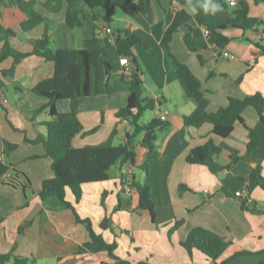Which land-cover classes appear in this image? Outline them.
<instances>
[{
  "label": "crops",
  "instance_id": "0c3cea01",
  "mask_svg": "<svg viewBox=\"0 0 264 264\" xmlns=\"http://www.w3.org/2000/svg\"><path fill=\"white\" fill-rule=\"evenodd\" d=\"M50 1L37 0L36 4V10L51 21L48 32L44 25L24 32L9 14L15 7L1 3L0 26L14 29L17 35L9 42L21 53H31V42L45 34L53 50H88L90 95L79 101L77 112L83 132L73 145L117 146L134 132L129 120L117 117L128 105L131 81L120 64L123 56L116 45L123 30L148 45V49L133 50L143 75V96L157 103L155 110L143 115L142 122L147 124L168 112L164 121L167 126L158 132L153 152L140 144L144 134L139 135L132 142L137 154L135 164L118 165L109 172L108 181L84 185L80 202L67 189L65 200L75 210L55 197L43 200L39 196L42 186L55 174L43 144L34 142L39 134L47 135L43 123L48 115L43 113L31 121V112L45 104L33 89L54 76L55 65L31 55L18 65L14 78L5 79L2 73L11 69L14 61L9 58L1 63L0 80L6 87L0 91V157L3 163L26 175L32 188L24 191L0 178V254L13 253L34 264H65L74 258V264H116L107 252L76 257L79 248L90 241L88 227L77 221L79 217L89 219L93 230L107 243L117 244V258L132 264H262L264 190L258 187L248 193L247 180L258 166L264 177V124L255 109L247 108L243 113L245 125L237 123L226 139L215 137L209 124L187 127L184 119L197 104L186 97L162 40L168 30L175 31L171 52L201 80L210 101L208 112L215 113L227 107L230 98L243 99L256 93L264 96V55L257 47L264 45V29L244 32L228 28L223 37L211 43L207 28L180 0H129L130 5L117 6L109 25L99 13L86 11L83 27L70 29L66 25L67 3L62 4L59 13H53L43 7ZM200 1L220 20L232 16L236 9L225 0ZM241 1L248 5L250 17L264 21L263 1ZM107 26L112 33L106 32ZM187 36L197 52L188 49ZM2 46L0 42V51ZM226 52L235 58H225ZM132 59L133 70L136 63ZM57 107L59 112L68 113L71 101H60ZM248 128L255 130L261 140L252 152L248 151ZM210 139L222 148L221 154L207 165L190 164L189 153ZM134 181L150 185L154 217L138 210L140 196L131 185ZM237 192L243 196L236 197ZM243 201L246 209L242 208ZM179 222L182 224L177 227ZM197 227L231 242L216 262L198 250L190 255L182 246Z\"/></svg>",
  "mask_w": 264,
  "mask_h": 264
},
{
  "label": "trees",
  "instance_id": "16d2710c",
  "mask_svg": "<svg viewBox=\"0 0 264 264\" xmlns=\"http://www.w3.org/2000/svg\"><path fill=\"white\" fill-rule=\"evenodd\" d=\"M140 1L145 2L146 0ZM180 1L197 16L200 24L207 28L211 43L217 38L223 37V32L228 28L244 32L258 30L259 28L264 29V21L250 17L249 7L242 1L235 7L233 15L226 20L218 19L200 0L193 2ZM255 1L259 2L260 0ZM261 1L264 2V0ZM64 2L68 5L66 25L70 29L83 27V14L86 11L91 15L99 13L102 21L109 25L113 21L118 5L127 6L131 4L129 0H51L43 7L50 12L59 13ZM0 3L15 7V10H9V14L15 18L24 32H31L42 25L45 26L47 32L49 31L51 21L36 10L37 0H0ZM174 34V30H168L163 37L162 46L176 69L177 78L184 89L186 97L197 104L195 111L185 117V125L199 128L202 125L209 124L213 127L215 137L226 139L233 133L237 123L245 125L243 113L247 108L255 109L264 124V96L261 93L249 95L243 99L230 98L227 107L221 108L215 113H209L210 101L205 95L201 80L171 52L170 45ZM16 35L14 29L1 24L0 42L3 46L0 51V64L9 58H13L14 61L11 69L3 71L2 75L5 79L14 78L18 65L31 55L41 57L55 65L54 76L51 79L42 81L33 89V93L44 99L45 104L38 110L31 112V121L34 122V119L43 113L48 115V120L43 123V126L47 129V135L39 134L34 142L43 144L46 155L53 161L52 169L55 174L53 179L44 182L39 196L43 200L49 197L58 198L66 207L75 210L73 205L65 200L67 189L73 193L76 201L80 202L84 185L108 181L110 179L109 172L118 165L135 164L137 154L132 142L139 135L144 134L140 144L147 148L149 152H153L158 132L164 129L167 124L160 119L147 124L142 122L143 115L148 111L155 110L157 103L143 96V75L136 60L130 81L128 105L117 113V117L129 120L134 129L133 134H129L127 141L117 146L76 148L73 145V140L83 132L77 112L79 101L90 95L91 64L88 50L67 47L53 50L50 47V37L45 34L41 39L31 42L33 46L31 53H21L12 48L9 42ZM227 42L228 40H226ZM186 44L191 52H197L188 36L186 37ZM116 45L119 55L129 59L135 58L133 53L135 47L148 49V45L144 41L127 30L120 31L116 39ZM257 47L264 55V45H258ZM242 79L243 76L238 79V82ZM5 87L4 82L0 80V91ZM63 100L71 101V111L68 113H61L58 110L57 104ZM248 130L250 140L248 151L252 152L260 145L261 140L255 130L250 128ZM221 152L222 148L216 144L214 139H210L204 146L193 149L187 156V161L192 165H207L208 162L216 159ZM142 169L146 170L147 166L142 167ZM7 173L11 174L9 179L4 180L8 185L17 188L22 187L24 191L31 190V182L26 175L13 169L10 165L0 162V178H4ZM247 182L248 193L258 187L264 190V177L260 166L251 172ZM131 185L140 196L138 210L148 211L154 217L155 211L150 185L135 181ZM242 203V208L246 209V202L243 201ZM77 221L87 225L90 241L79 248L76 257L107 252L117 260L116 264H132L116 257L117 244L107 243L102 235L93 230L89 219L83 220L77 217ZM181 224L182 222H179L176 226L178 227ZM22 230L24 228H21V232ZM230 245L231 242L225 238L201 227L192 229L187 239L182 242V246L190 255L194 250H198L214 262L220 258ZM10 262H13V264H34V261L15 257L13 253L0 254V264ZM75 262L76 258L67 261L65 264H74ZM137 264L149 263L139 262Z\"/></svg>",
  "mask_w": 264,
  "mask_h": 264
},
{
  "label": "built area",
  "instance_id": "2783aa9c",
  "mask_svg": "<svg viewBox=\"0 0 264 264\" xmlns=\"http://www.w3.org/2000/svg\"><path fill=\"white\" fill-rule=\"evenodd\" d=\"M228 4H229V6H231V7H237L238 5H239V2H238V0H225ZM106 32L107 33H112V29L110 28V27H108L107 26V28H106ZM207 35H209V31L207 30ZM223 56L225 57V58H227V59H234L235 57L233 56V55H231V54H229V53H224L223 54ZM120 64L123 66V67H125V72L127 73V75H128V77L129 78H131V76H132V68H131V62H130V60H129V58H127V57H122L121 59H120ZM167 116H168V112H165V113H163L161 116H160V120L161 121H166V119H167ZM3 160H2V158L0 157V162H2ZM11 176H10V174H6L5 176H4V179L5 180H7V179H9ZM243 196V193L242 192H237L236 193V197H242Z\"/></svg>",
  "mask_w": 264,
  "mask_h": 264
},
{
  "label": "water",
  "instance_id": "95a60500",
  "mask_svg": "<svg viewBox=\"0 0 264 264\" xmlns=\"http://www.w3.org/2000/svg\"><path fill=\"white\" fill-rule=\"evenodd\" d=\"M132 60H133V63L135 64V63H136V59H135V58H133Z\"/></svg>",
  "mask_w": 264,
  "mask_h": 264
},
{
  "label": "rangeland",
  "instance_id": "374dc122",
  "mask_svg": "<svg viewBox=\"0 0 264 264\" xmlns=\"http://www.w3.org/2000/svg\"><path fill=\"white\" fill-rule=\"evenodd\" d=\"M10 264H12V263H10Z\"/></svg>",
  "mask_w": 264,
  "mask_h": 264
}]
</instances>
